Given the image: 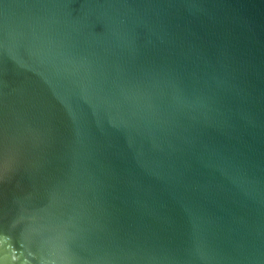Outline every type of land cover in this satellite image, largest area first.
Wrapping results in <instances>:
<instances>
[{"label": "water", "instance_id": "water-1", "mask_svg": "<svg viewBox=\"0 0 264 264\" xmlns=\"http://www.w3.org/2000/svg\"><path fill=\"white\" fill-rule=\"evenodd\" d=\"M0 264H264V0H0Z\"/></svg>", "mask_w": 264, "mask_h": 264}]
</instances>
